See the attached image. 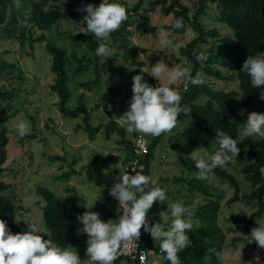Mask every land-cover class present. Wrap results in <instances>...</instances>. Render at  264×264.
<instances>
[{
  "label": "rangeland",
  "instance_id": "obj_1",
  "mask_svg": "<svg viewBox=\"0 0 264 264\" xmlns=\"http://www.w3.org/2000/svg\"><path fill=\"white\" fill-rule=\"evenodd\" d=\"M138 1L119 0L116 2L125 3L131 8ZM109 2L115 1L109 0ZM193 2L194 0H181L182 5L192 9L190 18L194 13ZM55 5L59 6L65 14L74 12L75 17L80 19L82 14L78 9H82L88 4L83 0H56ZM209 6L210 8L205 15L200 17L199 21L207 30L215 28L222 35H229L230 31L227 30V27L217 22L215 5ZM29 12V10L24 12V16L30 15ZM140 14L139 11L130 18L132 25L128 27L130 32L126 41L115 42L111 37L110 46L116 48V53L111 58L99 57L97 75L91 69L82 74H74L73 69L76 65L68 66V85L71 90V99L68 105L71 108L76 107L79 96L83 95L85 105L91 110V125L93 127L107 124L110 121L117 122L116 117L118 116L107 114L105 108L117 110L119 116L128 110L132 96L133 76L143 75L146 82L151 77L158 84L156 78L142 72V69L148 70L161 59L169 67L174 64L190 66L186 59L179 55V48L190 42L196 33L190 28L181 35L164 29L169 33L172 44L168 47H161L156 39V32L163 26H169L173 21V16H164L159 7H151V25L157 29L142 35L136 30V26L142 23ZM21 24L26 25V22L22 21ZM74 25L73 18H65L64 16L61 17L57 25L47 31L38 30L32 22L27 23L26 30H24L26 39H28L29 33L32 34L33 39L41 35L46 38L44 42L33 44V51L28 42L21 47L16 38H0V61L13 64L15 67L14 70L0 76V88L15 93L12 98L5 100V104L10 106L12 110L6 112L0 110V127L6 129V135L9 139L8 156L2 166L3 172L0 174V178L13 182V187L4 191L3 195L12 200L18 207L14 221L24 223L23 229L25 230L27 224L31 223H35L41 229L46 230L42 218L44 201L37 194L38 187L47 188L64 202H67V196L73 190L83 199L84 207L90 208L94 205L93 208L86 209L98 212L101 218L106 217L107 214L117 216L122 209L118 201L109 194V189L119 175V168L125 167L126 164L127 151L121 142H133L135 135L139 133L128 134L123 129L124 138L117 132L106 136L102 127L94 139L90 140L87 132L81 129L83 125L81 117L68 119L59 114L57 111L58 97L50 90V85L54 83V75L50 71L51 57L47 54L45 47L47 44L62 47L70 54L76 44L63 38L61 33L66 31L76 34L81 26L78 25L75 29ZM98 42L103 41L98 40ZM177 44L179 47L176 46ZM76 51L81 54L86 49L82 46ZM88 55L91 57V53ZM135 62H143L144 66H138ZM221 71L225 75L235 74L233 68L222 69ZM205 79H210L212 88L215 90L239 91L238 82L235 78L229 81H216L207 77ZM159 83L166 84L167 81L165 78H161ZM86 84H89V87L82 86ZM183 86V83L173 85L179 91L185 87ZM111 90H115V92L112 93L111 97H107L106 94ZM204 100L201 99L199 102ZM118 101H122L123 104L117 105L116 102ZM234 106L241 112L242 109L238 106V101L234 102ZM252 111L264 113V99H261ZM20 120L30 122L31 132L23 138L18 136L15 127ZM182 129L183 123L179 122L172 133L163 135L155 147L149 163V176L157 181L160 187L166 189L169 199L164 204L154 203L148 215L153 218L154 223H162L160 213L164 212L168 221L166 226L171 224L170 208L168 207L170 204L183 202L185 207L190 209L204 203L203 195L200 193L192 194L188 185L185 184L184 179L200 177L198 172L187 171L182 165L186 158H190L189 155L181 153L178 148V137ZM31 136L35 137L30 139ZM144 136L149 144L152 136ZM256 138L259 139V137ZM199 148L201 147L194 150ZM205 151L211 154V152ZM57 155L65 157L67 163L76 161L74 178L66 182L55 180V175L69 170L66 163L50 160L51 156ZM93 159L98 165L103 166L102 170L94 171L87 168ZM246 163V158L238 161L237 157H233L230 162L221 167L234 176L244 194H248L252 190L241 172ZM203 180L210 186V191L214 194L212 199L221 204L220 212L217 215L218 225L225 234L221 253H228L223 264H264V248L254 245V241L250 237L252 228L235 220L237 218H249L257 210L256 203L242 201L230 203L233 188L228 181H222L212 175ZM78 215L74 214L76 226L73 236L87 248V234L77 235V229L83 227L77 220ZM231 217L233 220H230ZM109 219L115 220V218ZM257 222L261 225L264 224V215L258 218ZM41 235L44 239H52L46 234L41 233Z\"/></svg>",
  "mask_w": 264,
  "mask_h": 264
},
{
  "label": "trees",
  "instance_id": "obj_2",
  "mask_svg": "<svg viewBox=\"0 0 264 264\" xmlns=\"http://www.w3.org/2000/svg\"><path fill=\"white\" fill-rule=\"evenodd\" d=\"M55 1L20 0L21 8L17 11L14 7V0H0V38H16L20 42L21 47L28 42L30 49L33 51L32 45L44 42L46 38L41 35L33 39L32 34L29 33L28 39H26L24 30H26L27 23L32 22L38 30L47 31L57 25L61 17L64 16L65 18L74 19L75 29L78 25L82 26V21L87 15L86 12L80 11L82 17L78 19L75 17L76 14L74 12L63 13L61 8L55 5ZM83 1L95 6H99L102 2V0ZM145 5L148 6L145 7ZM209 5H215L217 22L227 27V30L230 31L229 35H222L215 28L207 30L199 21L200 17L205 15L210 8ZM193 6L194 13L192 18H190L189 15L192 9L182 5L181 0H139L131 8L127 6L129 18L118 31L111 34L115 42L126 41L130 32L128 27L132 25L130 18L139 11L141 12L140 19L142 23L136 26V30L142 35L155 31L157 28L152 26L150 21L151 7H159L161 14L164 16H173L172 23L169 26H163V29H168L175 34L181 35L190 28L196 33V36L190 42L179 48V55L189 63L192 76L194 77L197 72H201L203 73L204 81L199 86L189 84L187 91H184V88L180 91L183 96L181 106H187L191 109L188 115L182 113L179 116V122L183 123V129L178 137V148L181 153L186 155H189L197 147H202L212 153L214 145L218 148L215 140L216 130L224 131L232 138L238 139L243 123L246 122L247 114L252 112L253 108L257 106L264 96V86L253 88L250 77L241 71L247 56L264 52V0H194ZM28 10L30 15L25 17L23 13ZM176 19H182L183 27H173ZM22 21L26 22V25H22ZM61 34L63 38L76 45L70 54L62 47L50 44L45 47L47 54L51 57L50 71L54 75V83L50 85V90L58 97L57 111L61 116L68 119L81 117L83 123L81 129L87 132L90 140L94 139L102 127L106 136L117 132L124 138V128L119 126L116 121H110L97 127L91 125V110L85 105L83 95L79 96L76 107L71 108L68 105L71 99V90L68 85V66L76 65L73 69L74 74H82L91 69L97 75L99 56L95 54V50L100 42L91 34H74L66 31ZM82 46L85 47L86 51L79 54L76 50L82 48ZM88 53H91V57H89ZM233 54L235 55L233 56ZM197 57L206 58L198 60ZM135 63L138 66H144L143 62ZM232 68L235 70V74L232 75H225L221 71L222 69ZM14 69L13 64L0 61V76ZM206 77L216 81H229L235 78L238 82L239 91L215 90L212 88L210 79H205ZM147 82L153 86L157 85L151 77L148 78ZM82 86L89 87V84ZM113 92L115 90H111L106 96L111 97ZM14 95L13 91H6L0 88V110L2 112L12 110L10 106L5 104V100L12 98ZM201 99L205 100L199 102ZM235 101H238V106L242 110H245L244 115H240V112L234 106ZM116 103L117 105L123 104L122 101ZM105 110L109 115L115 114L119 116L117 110H108L106 108ZM163 135L152 137L149 142L148 152L140 161L142 174L149 175V163L152 159L153 151ZM34 137L31 136L30 139ZM8 143L9 139L6 135V129L0 127V174L3 172L2 166L8 156ZM121 144L125 145L126 156L128 157L132 150L133 142L122 141ZM238 147L241 152L237 160L247 159V163L242 167L241 172L244 180L250 185L251 192L248 194L242 193L240 185L234 176L221 167L214 169L210 175L229 182L233 188V196L229 200L230 203L237 201L256 203L257 210L249 218H237L235 220L243 222L247 227H259L261 224L257 222V219L264 215V175L260 173V168L264 166V139H257L256 137L245 138L243 141L238 142ZM50 160L66 163L69 168L68 171L55 175L56 181L66 182L75 177L74 167L76 161L67 163L65 157L58 155L51 156ZM182 165L187 171L198 172L195 168V161L191 158H186ZM87 168L100 171L103 166L98 165L96 160L93 159ZM184 180L192 194L200 193L203 195L204 203L188 209L194 213V230L188 233L192 244L179 253L182 264H223V261L218 259L215 254L216 252H222L225 242V234L218 225L217 216L220 212L221 204L219 201L212 199L214 194L203 179L192 178ZM12 187L13 182L11 180H2L0 178V219H5L11 232L15 234L21 232L24 228V223L14 221L18 207L12 200L3 195L4 191ZM71 191L72 193L67 196V202H64L47 188L38 187L37 194L44 201L42 218L46 230L51 234L52 240L58 246L75 247L80 258H87L85 247L81 241L73 236V232L76 226L74 214L81 215L88 210L83 205V199L75 191ZM109 218H117V216L115 214H107L106 217L101 219L107 221ZM230 220H233V217ZM254 245L257 246L255 241ZM140 247L145 250H153L160 258L163 255L162 253L158 254V251H160L159 241H154L149 233L143 231V228ZM163 263L170 264L165 259H163Z\"/></svg>",
  "mask_w": 264,
  "mask_h": 264
},
{
  "label": "clouds",
  "instance_id": "obj_3",
  "mask_svg": "<svg viewBox=\"0 0 264 264\" xmlns=\"http://www.w3.org/2000/svg\"><path fill=\"white\" fill-rule=\"evenodd\" d=\"M14 7L19 11L20 0H14ZM78 11L86 12L87 15L77 33L91 34L97 40L103 41L95 50L97 56L114 57L116 48L110 46L111 34L118 31L129 18L127 6L102 0L99 6L88 4ZM173 27H183L182 19H176ZM156 39L161 47L172 44L169 33L163 28L157 30ZM176 46L179 47L178 44ZM202 58L206 57H197L198 60ZM141 71L156 78L158 84L156 86L149 84L140 74L133 76L129 108L116 117L117 123L128 134L136 132L152 137L170 134L177 127L180 114L188 115L191 112L187 106H181L183 96L173 85L183 83L184 91H187L189 84L199 86L204 82L203 73L197 72L193 77L190 66L174 64L169 67L163 59L148 70ZM241 71L250 77L253 88L264 86V52L247 56ZM161 78H165L167 83L160 84ZM244 113L245 110H241L240 115ZM15 127L20 138L31 132L30 122L27 120H20ZM251 137L264 139V113L256 111L248 113L238 139L232 138L224 131L216 130L215 140L218 148L214 145L211 154L202 147L191 152L189 156L195 161L198 176L206 179L214 169L223 167L233 157H238L241 152L238 142ZM128 168H119V175L109 189V194L123 209L118 221L112 219L104 221L95 211H85L77 216V220L83 225L77 229V235L87 234L88 237L86 241L88 261L80 258L75 247H61L52 239H44L41 233L49 237L51 234L35 223L27 224L26 230L13 234L7 221L0 219V264H114L121 252L131 249L133 241L137 243L142 228L154 241H159L162 259L169 261L170 264H182L179 253L192 244L188 233L194 230V213L190 212L183 202L172 203L168 206L172 218L170 226H166L168 221L164 212L160 213L162 223L150 225L148 213L154 203L164 204L169 199L167 191L151 176L142 174V170L130 167L135 172V175H131L127 171ZM260 173L264 175V166L260 168ZM93 207L94 205L86 208ZM16 222L19 223L17 220ZM250 237L260 248H264V224L252 228ZM215 254L221 261L228 255L227 252Z\"/></svg>",
  "mask_w": 264,
  "mask_h": 264
},
{
  "label": "built area",
  "instance_id": "obj_4",
  "mask_svg": "<svg viewBox=\"0 0 264 264\" xmlns=\"http://www.w3.org/2000/svg\"><path fill=\"white\" fill-rule=\"evenodd\" d=\"M109 106V104H108ZM148 141L144 135L141 133L137 134L133 140V147L129 156L127 157L125 167H129L127 169L129 174H135L131 168H135L136 170H140V161L143 159L144 155L148 152ZM131 167V168H130ZM123 214V209H121L120 215ZM119 215V216H120ZM149 223L151 225V221L148 217ZM25 229H22L23 232ZM142 242V229L141 236L137 243L135 241L132 242L133 246L129 251L121 252L118 258L114 261V264H150L149 256L154 254L153 250H145L140 247ZM161 252L158 251V254ZM84 261H88V257L83 259Z\"/></svg>",
  "mask_w": 264,
  "mask_h": 264
},
{
  "label": "crops",
  "instance_id": "obj_5",
  "mask_svg": "<svg viewBox=\"0 0 264 264\" xmlns=\"http://www.w3.org/2000/svg\"><path fill=\"white\" fill-rule=\"evenodd\" d=\"M119 213L117 215V218H115V220H117V221H118ZM148 217H149V219L151 221V224H154V221L152 220L153 218H151L150 215H148ZM81 259L83 260L84 258H81ZM149 263L150 264H162L163 263V259L158 257V255L156 253H154V254L149 256Z\"/></svg>",
  "mask_w": 264,
  "mask_h": 264
}]
</instances>
